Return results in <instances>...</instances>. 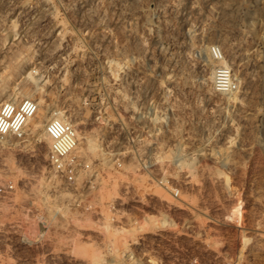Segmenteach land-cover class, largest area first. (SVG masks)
Listing matches in <instances>:
<instances>
[{"label":"rangeland","instance_id":"1","mask_svg":"<svg viewBox=\"0 0 264 264\" xmlns=\"http://www.w3.org/2000/svg\"><path fill=\"white\" fill-rule=\"evenodd\" d=\"M22 98L0 264H264V0H0V104ZM51 111L77 130L72 182Z\"/></svg>","mask_w":264,"mask_h":264},{"label":"built area","instance_id":"2","mask_svg":"<svg viewBox=\"0 0 264 264\" xmlns=\"http://www.w3.org/2000/svg\"><path fill=\"white\" fill-rule=\"evenodd\" d=\"M211 56L219 64L213 71V86L219 92H230L236 87L232 71L225 62L223 51L217 46L211 47ZM38 111V104L31 98H22L18 101H3L0 104V139L13 135L20 138L24 135L25 126ZM45 133L49 139L47 161L51 169L67 181L74 180L77 168L76 161L70 155L78 144L77 130L72 124L56 118H49L45 125ZM9 189L12 185H7ZM5 189V188H4ZM1 190V189H0ZM178 194L177 191L174 192ZM134 264H153L150 260L136 261ZM198 264V263H194Z\"/></svg>","mask_w":264,"mask_h":264},{"label":"bare ground","instance_id":"3","mask_svg":"<svg viewBox=\"0 0 264 264\" xmlns=\"http://www.w3.org/2000/svg\"><path fill=\"white\" fill-rule=\"evenodd\" d=\"M45 117L46 118H44L43 123L46 121V119L48 120L51 117H56V118L62 119L64 121L70 123V120L62 113V111H51V113H48ZM42 125H44V124H42Z\"/></svg>","mask_w":264,"mask_h":264}]
</instances>
